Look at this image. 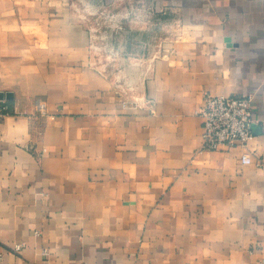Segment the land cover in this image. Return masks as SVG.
<instances>
[{
    "label": "crops",
    "instance_id": "1",
    "mask_svg": "<svg viewBox=\"0 0 264 264\" xmlns=\"http://www.w3.org/2000/svg\"><path fill=\"white\" fill-rule=\"evenodd\" d=\"M139 1L144 32L124 0H0V264H264V0ZM117 5L122 48L161 39L123 86L78 15ZM205 93H253L250 164L202 147Z\"/></svg>",
    "mask_w": 264,
    "mask_h": 264
},
{
    "label": "rangeland",
    "instance_id": "2",
    "mask_svg": "<svg viewBox=\"0 0 264 264\" xmlns=\"http://www.w3.org/2000/svg\"><path fill=\"white\" fill-rule=\"evenodd\" d=\"M124 1L122 8H127V11L123 15L133 23L127 27H125L124 22H120V5L113 9L99 8L97 11H92L91 9L80 8L78 11L79 18L88 25L91 31L96 63L100 67L109 66L115 69L117 83L122 86L125 84L123 82L124 76L123 78L121 75L118 76V70H133L137 73L136 78H143L152 57L158 51L161 39L152 42L151 37L148 36V41H144L141 48L138 49V46L132 44V47L125 49L116 39L118 31L125 27L129 32L136 29L144 32L151 24L150 17L155 14L154 17L159 18L158 14H164V11L152 12V7L149 8L144 1ZM130 35L133 38V34L130 33Z\"/></svg>",
    "mask_w": 264,
    "mask_h": 264
},
{
    "label": "built area",
    "instance_id": "3",
    "mask_svg": "<svg viewBox=\"0 0 264 264\" xmlns=\"http://www.w3.org/2000/svg\"><path fill=\"white\" fill-rule=\"evenodd\" d=\"M204 103L198 109V115L203 119L204 149L228 150L239 147L242 164H250L251 157L244 149L254 137L251 130L253 93L243 96L223 94H204ZM38 109L44 114V107L38 103ZM20 244L14 245V250L20 249ZM47 254L46 251H43Z\"/></svg>",
    "mask_w": 264,
    "mask_h": 264
},
{
    "label": "water",
    "instance_id": "4",
    "mask_svg": "<svg viewBox=\"0 0 264 264\" xmlns=\"http://www.w3.org/2000/svg\"><path fill=\"white\" fill-rule=\"evenodd\" d=\"M11 96H12V94L11 93H9V92H7V93H3V92H0V100H2V99H9V98H11ZM252 126V125H251Z\"/></svg>",
    "mask_w": 264,
    "mask_h": 264
}]
</instances>
